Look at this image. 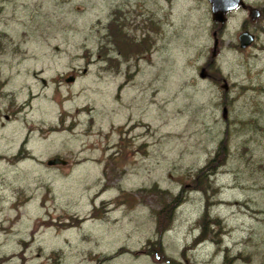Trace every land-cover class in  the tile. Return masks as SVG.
<instances>
[{
    "label": "rangeland",
    "instance_id": "1",
    "mask_svg": "<svg viewBox=\"0 0 264 264\" xmlns=\"http://www.w3.org/2000/svg\"><path fill=\"white\" fill-rule=\"evenodd\" d=\"M216 27L207 0H0V264H264V31L238 42L264 16L227 14V97Z\"/></svg>",
    "mask_w": 264,
    "mask_h": 264
},
{
    "label": "water",
    "instance_id": "2",
    "mask_svg": "<svg viewBox=\"0 0 264 264\" xmlns=\"http://www.w3.org/2000/svg\"><path fill=\"white\" fill-rule=\"evenodd\" d=\"M210 4L212 19L219 23L220 25H224L227 21V12L234 11L238 6L244 5V0H208ZM251 19H255L259 12L257 9H252L249 11ZM213 39H215L214 46H216V36L214 35ZM238 41H239V47L240 48H246L248 47L252 41H253V35L249 33L248 31H242L238 35ZM85 72V69L83 70V73ZM206 74L204 72V68H201L199 72L200 78H205ZM74 76L70 75L65 79L66 82H73ZM221 88H223L224 92L226 93L228 90V84L226 80L220 85ZM223 118H226L227 109L226 107H223ZM67 163V160L60 158V157H53L46 161V164L49 166H55V165H65Z\"/></svg>",
    "mask_w": 264,
    "mask_h": 264
},
{
    "label": "flooded vegetation",
    "instance_id": "3",
    "mask_svg": "<svg viewBox=\"0 0 264 264\" xmlns=\"http://www.w3.org/2000/svg\"><path fill=\"white\" fill-rule=\"evenodd\" d=\"M169 1H172V0H169ZM174 1L179 2L180 0H173V2ZM236 9H242V10H246L248 12L252 9H257L259 12L258 16H264V3L261 0H254V1L244 0V5L239 6ZM252 20L254 21L255 19H252ZM215 24L217 27L212 32L216 31V33H217V35H216V43H217L216 48L215 49L213 48V45L215 43V39H213V37H212V39H213L212 50L210 52V55L206 56L204 58V60L202 61L201 66H200V70H201V68H204V72L206 74L205 78H202V79H204V80L210 79L212 81H215L216 83L219 82L220 84H222L224 82L225 78L220 75V72H219L217 65H218V57L220 55L221 48L223 47V43H224L219 32L224 29V25L221 26L219 23L218 24L215 23ZM243 26L245 27L246 24ZM263 31H264V27H261L259 29H256L255 31L251 32L253 35V41L251 44L254 45L256 43V41L259 38V33L263 32ZM251 44L246 48L251 47ZM241 49H245V48H241ZM83 69H85V68H83ZM73 73L74 72L72 71L71 74H73ZM224 97H227V94H225ZM15 112H18V110ZM5 116H6V118H8L7 117L8 115H4V117ZM27 155L31 156L28 152L26 154H24L23 156H17V153H16L12 156V158L10 160L15 159V158H16L15 160H21V159H24V157H26ZM13 163H15V162H13Z\"/></svg>",
    "mask_w": 264,
    "mask_h": 264
},
{
    "label": "trees",
    "instance_id": "4",
    "mask_svg": "<svg viewBox=\"0 0 264 264\" xmlns=\"http://www.w3.org/2000/svg\"><path fill=\"white\" fill-rule=\"evenodd\" d=\"M111 24V29H108V38L109 41L118 48L119 52L124 56L127 57L134 49H136L132 43L130 42V38L128 35L125 34V31L123 30V27L120 23L119 20H111L110 22ZM141 45V44H140ZM145 47V46H144ZM24 150V147H22ZM22 150V149H21ZM26 152V150H24ZM113 155H110V158H112ZM207 179V177H206ZM153 191L157 192L158 194H163L166 193V191L164 190H159L156 188L153 189ZM203 214H207V208H205ZM201 216V221L205 220V219H209L207 218V215ZM217 220V219H215Z\"/></svg>",
    "mask_w": 264,
    "mask_h": 264
},
{
    "label": "bare ground",
    "instance_id": "5",
    "mask_svg": "<svg viewBox=\"0 0 264 264\" xmlns=\"http://www.w3.org/2000/svg\"><path fill=\"white\" fill-rule=\"evenodd\" d=\"M207 1H208V0H207ZM208 3H209V2H208ZM209 5H210V4H209ZM210 13H211V9H210ZM228 13H230V12H227V14H228ZM258 17H260V16H257L256 18H258ZM256 18H255V19H256ZM211 19H212V14H211ZM212 22H213V24L217 23V22L214 21L213 19H212ZM217 24H218V23H217ZM221 26H223V25H221ZM224 26H225V24H224ZM244 31H248V30H247V29H244ZM248 32H249V31H248ZM249 33H250V32H249ZM251 34H252V33H251ZM214 35H215V36L217 35L216 31L212 32V37H214ZM213 48L215 49L216 46L213 45ZM239 48H240V47H239ZM82 71H83V70H82ZM69 76H70V75H69ZM69 76H68V77H69ZM72 76H74V78H75V75L72 74ZM66 78H67V77H66ZM66 78H65V79H66ZM227 92H228V91H227ZM225 94H227V93H225ZM222 115H223V111H222ZM55 157H58V156H55ZM67 163H68V161H67ZM67 163H66V164H67ZM158 244H159V243H158ZM98 258H99V257H98ZM100 260H101V258H100L98 261H100Z\"/></svg>",
    "mask_w": 264,
    "mask_h": 264
}]
</instances>
